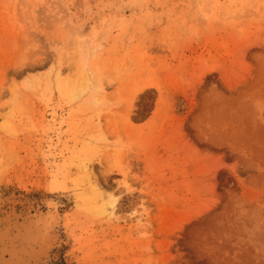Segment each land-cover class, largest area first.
<instances>
[{
    "label": "rangeland",
    "instance_id": "obj_1",
    "mask_svg": "<svg viewBox=\"0 0 264 264\" xmlns=\"http://www.w3.org/2000/svg\"><path fill=\"white\" fill-rule=\"evenodd\" d=\"M38 215L43 264H264V0H0V228Z\"/></svg>",
    "mask_w": 264,
    "mask_h": 264
},
{
    "label": "bare ground",
    "instance_id": "obj_2",
    "mask_svg": "<svg viewBox=\"0 0 264 264\" xmlns=\"http://www.w3.org/2000/svg\"><path fill=\"white\" fill-rule=\"evenodd\" d=\"M95 90L96 95L104 92L101 86H98ZM109 205L113 209L114 205ZM104 212L105 208L102 207L101 213ZM38 214L40 215V213ZM39 215L38 218L28 221L23 220L20 223L15 218L11 223L0 228V264H43L47 261L49 251L55 245L56 237L49 230L51 226L48 227L49 224L46 225L44 219L40 218L42 216L39 217ZM14 216L17 217V215Z\"/></svg>",
    "mask_w": 264,
    "mask_h": 264
}]
</instances>
